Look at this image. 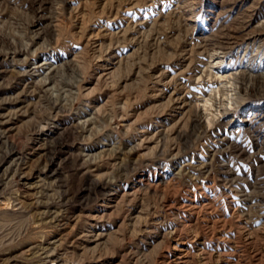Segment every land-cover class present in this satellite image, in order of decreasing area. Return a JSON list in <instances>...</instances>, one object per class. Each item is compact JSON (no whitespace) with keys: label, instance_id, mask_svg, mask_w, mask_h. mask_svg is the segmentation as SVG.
Masks as SVG:
<instances>
[{"label":"rangeland","instance_id":"1","mask_svg":"<svg viewBox=\"0 0 264 264\" xmlns=\"http://www.w3.org/2000/svg\"><path fill=\"white\" fill-rule=\"evenodd\" d=\"M262 74L264 0H0V264H264Z\"/></svg>","mask_w":264,"mask_h":264},{"label":"bare ground","instance_id":"2","mask_svg":"<svg viewBox=\"0 0 264 264\" xmlns=\"http://www.w3.org/2000/svg\"><path fill=\"white\" fill-rule=\"evenodd\" d=\"M243 77H245V76H241L240 75V77H235L237 80H241L242 81V79H244ZM247 77V76H246ZM249 78V82L248 83H251L252 84V86H250L252 89H255L256 87H263L264 86V74H262V75H259V76H253V77H251V75L248 77ZM246 79V78H245ZM244 79V80H245ZM236 80V81H237ZM238 82V81H237ZM232 84H233V82H232ZM233 85H235V88H234V90H236L235 91V93L233 94V95H239L242 91H243V89H244V86H242V84H239L238 83V86H236L237 85V83L235 84H233ZM247 88V87H246Z\"/></svg>","mask_w":264,"mask_h":264}]
</instances>
